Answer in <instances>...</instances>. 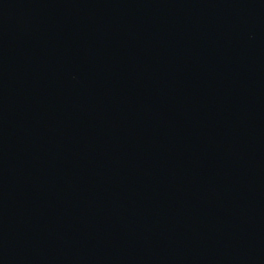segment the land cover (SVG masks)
Masks as SVG:
<instances>
[{
  "label": "water",
  "instance_id": "1",
  "mask_svg": "<svg viewBox=\"0 0 264 264\" xmlns=\"http://www.w3.org/2000/svg\"><path fill=\"white\" fill-rule=\"evenodd\" d=\"M0 264H264V0H0Z\"/></svg>",
  "mask_w": 264,
  "mask_h": 264
}]
</instances>
